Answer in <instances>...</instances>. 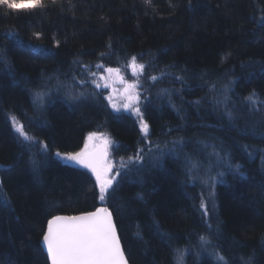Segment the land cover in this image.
<instances>
[{
	"label": "trees",
	"instance_id": "obj_1",
	"mask_svg": "<svg viewBox=\"0 0 264 264\" xmlns=\"http://www.w3.org/2000/svg\"><path fill=\"white\" fill-rule=\"evenodd\" d=\"M44 3L32 11L0 7V264H51L42 246L47 221L102 204L115 215L131 264H177V249L185 250L182 264H215L202 235L230 264H264V104L252 111L244 99L255 92L264 101V26L257 23L264 0ZM132 56L146 64L143 76L131 71ZM97 64L143 85L147 139L139 117L114 110L108 91L92 82L107 75ZM37 92L47 94L42 105ZM12 116L34 141L15 131ZM92 132L111 137L114 170L127 165L103 202L91 171L56 156L81 150ZM180 137L182 152L153 159ZM212 145L244 175L213 166L211 175H225L209 199L207 187L188 181L185 157L207 164ZM138 149L144 160L135 163Z\"/></svg>",
	"mask_w": 264,
	"mask_h": 264
},
{
	"label": "snow or ice",
	"instance_id": "obj_2",
	"mask_svg": "<svg viewBox=\"0 0 264 264\" xmlns=\"http://www.w3.org/2000/svg\"><path fill=\"white\" fill-rule=\"evenodd\" d=\"M56 0H52L55 3ZM146 4H151V0H144ZM191 0H189V3ZM171 5V0H169ZM46 5L44 0H0V7L6 8L9 12H19V11H32L37 8H44ZM257 23L260 26H264V14H262L258 19ZM11 35V33H9ZM37 37L40 36L39 33L35 34ZM58 43V42H57ZM101 56H105L106 53H101ZM130 69L133 73L139 76H143L146 70V64L138 63L137 57L132 56L130 58ZM85 68L88 66L85 65ZM97 69H102L107 75H100L99 79L105 81L103 85L97 83L94 79L92 82L96 83L97 88H108L111 85L107 82L112 80L115 76L118 78L119 83L123 87V103L119 106L116 103H112L111 106L116 111H120L121 108L124 110L135 113L140 120V129L144 133V138L147 139L149 134V124L143 119V113L140 110L141 102V91L143 85L137 80L136 82H129L121 75V69L119 67H105L102 64L95 65ZM92 77H96L97 73H90ZM161 77L166 76L167 73L162 72ZM146 80L156 81L159 79L157 76L148 75L145 77ZM182 81L181 77H177ZM81 84L86 83V81H80ZM214 87V85H213ZM162 93H168V89H162ZM47 95L46 93L37 92L35 96L38 100L43 99ZM83 95V93H81ZM74 99L76 97H73ZM107 99L111 102L112 96L109 95ZM144 99H147L145 96ZM227 99V98H226ZM251 106L250 110L258 111L260 110L258 105L264 104V101H260L255 92L250 93L244 98ZM195 103H200V101H195ZM219 103V102H218ZM225 115L231 121L235 119L234 113L231 109H225ZM12 123L14 125L15 131L23 137L24 141H34L36 138L32 137L25 132L24 125L20 124L15 116L11 117ZM242 134L248 135L252 134L248 129H242ZM95 134L91 133L88 136V140H92ZM111 143L110 141H105V151L103 153H96L90 150L88 143H85L84 147L75 153H56L57 157L68 162H74L86 169H90L95 175L96 181L99 185V200L101 202L105 201L107 196L110 194V190L115 191L113 188L114 182L117 181V177L122 175V170L127 168V165L122 164L121 169H116L113 173L114 165L109 163L107 160V145ZM186 143L183 137L177 138L172 142L171 148L165 144V149L161 150L160 154L153 157L154 160L159 162L161 157L165 154H175L179 149L182 152L183 146ZM204 143V142H201ZM159 147V146H157ZM207 147V145H205ZM212 152L208 153L209 162L205 164L203 161L193 158L191 155H187L186 159V173L189 182L195 186L196 182H199L201 186L207 187L210 191L208 192L209 199H214L215 197V185L223 183V176L225 173L223 171H217L216 175H211L213 166L217 168H224L229 172L243 176L244 173L241 171V165L232 162V157L229 153H224L221 155L219 151L216 150L215 145H212ZM247 147V146H245ZM48 150V145L45 143L42 146V152L46 154ZM143 150L138 149L137 153L130 158L132 162L139 163L144 160ZM251 156L252 153H246ZM211 157H215L214 160ZM35 163V162H33ZM204 170L205 175L201 176L200 172ZM201 203L200 208L205 210L207 214V207L204 202L201 193ZM211 225H209V228ZM201 241V247L204 251L209 250L211 246L212 250L210 255L215 258V264H230L229 259L222 253L218 246L213 245L212 240L207 235H202L199 237ZM43 243L46 246L48 258L51 264H128V259L121 247L120 239L117 235L116 225L112 219V213L108 208L99 207L93 212H88L78 216H53L47 221V231L43 235ZM177 264H182L183 254L185 250L177 249Z\"/></svg>",
	"mask_w": 264,
	"mask_h": 264
},
{
	"label": "rangeland",
	"instance_id": "obj_3",
	"mask_svg": "<svg viewBox=\"0 0 264 264\" xmlns=\"http://www.w3.org/2000/svg\"><path fill=\"white\" fill-rule=\"evenodd\" d=\"M134 74H136V73H134ZM121 75H123L122 74V72H121ZM96 82L97 83H100L101 85H103L104 83H105V81H101L100 79L97 81L96 80ZM111 86L110 87H108V88H103V87H101V89L103 88V89H105L106 91H108V94H107V96H109V95H111L112 96V101L110 102L109 100H108V102H109V104H112L113 102L114 103H116L118 106L120 105V104H122L123 103V95H124V93H123V85L122 84H120L119 83V80H118V78L117 77H112V80H110V81H107ZM100 89V88H99ZM44 99H42V101L41 100H38L37 102H38V104L39 105H42V104H44ZM115 110V109H114ZM120 110H124L123 108H121ZM132 114H134L135 115V113H133L132 112ZM136 116V115H135ZM137 117V116H136ZM92 133H94L95 135L93 136V138H92V140H88V136H89V134H91V133H89L88 134V136H87V143L89 144V146L91 147V148H98L99 146H100V144H102V143H104L105 144V141L107 140V141H110V142H112V139H111V137H108L106 134H104L103 132H92ZM111 146H112V143H109L108 145H107V149H106V151H107V160H108V162L109 163H112L113 165H114V159H113V157H112V148H111ZM1 166H3L2 164L0 165V167ZM115 171L116 170H114V167H113V173L112 174H114L115 173ZM117 179H118V177H117ZM0 181H1V175H0ZM97 182V181H96ZM116 182H114V184H115ZM97 186H98V191H99V185H98V183H97Z\"/></svg>",
	"mask_w": 264,
	"mask_h": 264
},
{
	"label": "water",
	"instance_id": "obj_4",
	"mask_svg": "<svg viewBox=\"0 0 264 264\" xmlns=\"http://www.w3.org/2000/svg\"><path fill=\"white\" fill-rule=\"evenodd\" d=\"M90 150L93 151V152H96V153H98V154L103 153V152L105 151V144L102 143L98 148H94V149H90ZM78 151H80V150H78ZM78 151H77V152H78ZM71 153H75V152H71ZM63 161H64V163H65L66 165H67V164H70V165H78V164H76V163H74V162H68V161H66V160H64V159H63ZM88 170L91 171L90 169H88ZM100 207L108 208L109 211L111 212L110 208H109L108 206H106V205H103V204H102V206H100ZM98 208H99V207H98ZM95 210H96V209H95ZM95 210H92L91 212H93V211H95ZM85 213H88V212H83V213H81V214H70V215L59 214V215H60V216H78V215H82V214H85ZM111 213H112V212H111ZM56 216H57V215H56ZM112 219H113L114 224L116 225L115 215H114L113 213H112ZM116 229H117V235H118V237H119V239H120L121 247H122V249H123V251H124V253H125L126 258L128 259V264H131L129 258H128L127 255H126L125 247H123L122 239H121V236L119 235L118 225H116ZM42 240H43V239H42ZM42 246H43V248H44V251H46V253H47L46 246L44 245L43 241H42ZM47 256H48V254H47ZM48 259H49V258H48ZM49 261H50V259H49ZM50 263H51V261H50Z\"/></svg>",
	"mask_w": 264,
	"mask_h": 264
}]
</instances>
